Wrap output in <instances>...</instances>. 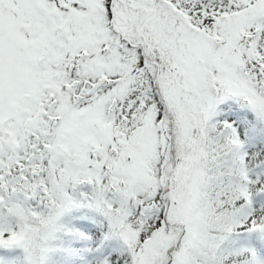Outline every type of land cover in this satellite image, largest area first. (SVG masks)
Instances as JSON below:
<instances>
[{
    "label": "snow or ice",
    "instance_id": "1",
    "mask_svg": "<svg viewBox=\"0 0 264 264\" xmlns=\"http://www.w3.org/2000/svg\"><path fill=\"white\" fill-rule=\"evenodd\" d=\"M0 264H264V0H0Z\"/></svg>",
    "mask_w": 264,
    "mask_h": 264
}]
</instances>
